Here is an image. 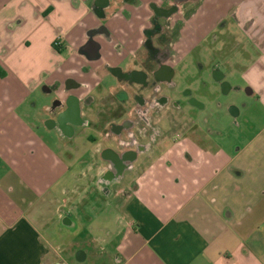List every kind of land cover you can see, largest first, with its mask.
<instances>
[{
    "label": "crops",
    "instance_id": "1",
    "mask_svg": "<svg viewBox=\"0 0 264 264\" xmlns=\"http://www.w3.org/2000/svg\"><path fill=\"white\" fill-rule=\"evenodd\" d=\"M99 1L0 0V264H264V121L254 127L245 117L251 102L264 112V0H206L196 19V47L224 31L221 20L231 18L225 30L232 34L241 31V62L232 59L241 63L244 85L213 68L227 85L221 94L251 100L241 106L233 95L217 104L227 127L246 136L230 142L219 122H197L195 112V122L171 123L161 138H132L135 129L126 128L91 144L84 123L96 120L107 95L96 85L107 75L71 47L103 26L113 36L124 30L129 51L141 25L133 6ZM95 41L106 48L101 36ZM76 64L90 69L74 79L88 83L94 98L63 134L50 123L51 102L34 97L42 92L53 100L56 94L42 88L61 86ZM199 104L194 109L206 113ZM105 149L134 155L104 177Z\"/></svg>",
    "mask_w": 264,
    "mask_h": 264
},
{
    "label": "flooded vegetation",
    "instance_id": "2",
    "mask_svg": "<svg viewBox=\"0 0 264 264\" xmlns=\"http://www.w3.org/2000/svg\"><path fill=\"white\" fill-rule=\"evenodd\" d=\"M204 1L206 0H155L145 4L141 0H121L124 5L134 7L136 16L141 22L138 26L140 40L135 43V49L125 50L127 41L124 30L113 36L103 26L87 31L86 41L78 47H71L75 56L83 57L87 61L100 62V67L107 75L104 85L101 83L96 85L103 87L107 92L97 109L96 120L89 119L84 123L90 131L88 138L91 144H96L99 140L117 138L126 128L135 129L134 135L131 134L132 138L146 132L150 133L151 139L161 138L168 125L179 123L185 118L181 104L170 101L163 90L167 89L169 92L173 88L171 81L175 73L174 67L186 55L185 53L183 57L178 56L175 47L184 45L187 47L183 31L187 30L189 24L191 27L194 26L192 30L197 32L196 19L198 12L204 7ZM99 3L102 4L103 0ZM143 10L150 12L151 16ZM120 14L126 19L125 21H130L128 11L121 9ZM159 18L162 20L161 23L158 22ZM217 26L225 29V21L221 20ZM97 35L102 37L106 48L95 41ZM189 40H192L191 46L195 47L194 39ZM128 60L131 66L125 68ZM111 61L117 63L112 65ZM172 63L174 65H171ZM76 66L65 71V79L61 86L54 83L52 87L42 88L47 94H56L47 110L53 115L50 123L63 134H68L72 130L70 124L75 125L80 122V110L88 107L94 98L93 89L88 83L74 79L75 76L83 77L90 74V69L84 65L76 64ZM210 75L215 86L223 93L227 85L215 80L218 78V72L212 68ZM92 77H95V74ZM106 82L110 84L108 87L105 86ZM72 90H81V93L74 97L69 94ZM183 94L187 96L190 107L200 106L189 92ZM170 110L181 119L175 117L172 120ZM115 144L116 147L121 146L119 142ZM132 155L134 154L131 152L103 150L101 158L107 160V166L102 169L103 176L121 171L123 163Z\"/></svg>",
    "mask_w": 264,
    "mask_h": 264
},
{
    "label": "rangeland",
    "instance_id": "3",
    "mask_svg": "<svg viewBox=\"0 0 264 264\" xmlns=\"http://www.w3.org/2000/svg\"><path fill=\"white\" fill-rule=\"evenodd\" d=\"M226 21L232 22L231 18L228 20L226 19L224 28H226ZM193 28L194 26L191 27V24H189L187 26V30L183 31L184 39L187 41V47L186 45L183 47H175V51L178 56L183 57L185 53L186 55L181 58V60L174 67L175 73L172 80L173 88H171V91L169 92L167 89L163 90V93H166L169 96L170 101H175L178 104H181L185 113V120L183 123H186V125H188L190 120L195 122L191 115L193 112V117H195L196 112V118L198 120L197 122H219L218 127L223 131L225 137H230V142L233 138L236 139L237 136L244 137L246 136V133L245 131H242L243 128H232L231 125L227 127V123L231 121L229 118L225 117L224 113L217 111V104L221 102L225 104L227 99L233 95L235 101L240 102L241 106H245L246 104L248 105L251 100H249L244 94L233 92L229 97L224 96L221 94L219 88L215 86L213 78L210 75L211 69L213 67L218 68L224 72L225 75L227 74V79L232 85H244L239 71L241 70V63L234 64L232 59L236 58V60L241 62V57L243 54L241 31L239 33L237 32L236 34H232V32H230L228 29H224V31L216 29L212 33L214 36H211L212 34L208 37L205 36V41L203 44L198 47H193V45L191 46L192 40H189L190 38L195 39V34L197 32H194L192 30ZM193 44L195 45V42ZM189 50H191V52ZM177 51H179V53ZM171 65H174V63ZM234 69L237 71L233 72ZM185 92H189L192 98L200 103L205 104L208 108L207 112L204 114H198L194 108L190 107L189 103L187 102V96L183 94ZM34 98L37 99L38 104L52 101V95L42 94V92H38ZM172 115L177 117V119H181V117L176 115L175 112ZM245 117L249 118V120L251 118L253 126L257 127L263 124L264 112L259 108L258 105L255 103L252 104L251 102V109L246 111ZM244 119L246 120V118ZM238 121L240 125L242 124L241 127H243L244 121L242 118H240Z\"/></svg>",
    "mask_w": 264,
    "mask_h": 264
},
{
    "label": "trees",
    "instance_id": "4",
    "mask_svg": "<svg viewBox=\"0 0 264 264\" xmlns=\"http://www.w3.org/2000/svg\"><path fill=\"white\" fill-rule=\"evenodd\" d=\"M52 46H53L54 49L57 48V47H56V43H53Z\"/></svg>",
    "mask_w": 264,
    "mask_h": 264
}]
</instances>
